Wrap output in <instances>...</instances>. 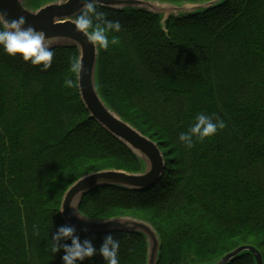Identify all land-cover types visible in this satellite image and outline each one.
I'll return each instance as SVG.
<instances>
[{
    "label": "trees",
    "instance_id": "1",
    "mask_svg": "<svg viewBox=\"0 0 264 264\" xmlns=\"http://www.w3.org/2000/svg\"><path fill=\"white\" fill-rule=\"evenodd\" d=\"M101 11L122 30L114 33L117 45L99 50V92L165 150L166 169L150 187H96L80 211L91 219L150 222L161 240L158 264H206L242 244L256 245L264 258V0H224L171 15L165 25L146 9ZM51 48L47 70L0 48V264H62L63 251L49 249L52 233L67 224L60 212L67 188L96 169L143 170L141 159L86 109L71 71L79 49ZM201 113L226 127L187 149L179 133ZM77 233L97 248L112 233L119 264H147L140 232ZM84 264L105 261L97 254ZM228 264L256 260L246 252Z\"/></svg>",
    "mask_w": 264,
    "mask_h": 264
},
{
    "label": "water",
    "instance_id": "2",
    "mask_svg": "<svg viewBox=\"0 0 264 264\" xmlns=\"http://www.w3.org/2000/svg\"><path fill=\"white\" fill-rule=\"evenodd\" d=\"M223 1L102 0V4L115 9H146L161 14L162 23L165 25L171 15L197 13L215 7ZM83 2L84 0H53L39 8H31L27 0H0V12H5L9 20L24 16L25 27L31 26L46 33L51 47L72 44L79 49V60L83 62V72L78 74V88L91 118L97 120L106 130L127 145L143 163V170L140 172L109 168L83 174L64 193L61 202L63 219L67 224L75 226L77 230L87 232H140L146 236L148 242L147 264H158L161 240L150 222L132 216L91 219L80 211V204L84 197L96 187L107 184L128 188L150 187L162 178L166 169L165 156L158 143L123 119L106 103L99 92L97 84L99 50L94 49L86 41L72 22ZM70 202L75 205L81 219L73 214V210L69 207ZM246 252L254 255L256 264H264L262 251L254 244L239 245L219 259L206 264H228Z\"/></svg>",
    "mask_w": 264,
    "mask_h": 264
},
{
    "label": "clouds",
    "instance_id": "3",
    "mask_svg": "<svg viewBox=\"0 0 264 264\" xmlns=\"http://www.w3.org/2000/svg\"><path fill=\"white\" fill-rule=\"evenodd\" d=\"M102 7V0H84L72 22L75 29L94 49L108 51L111 46L120 42L114 33L121 32L122 25L119 21L108 19L107 14L101 11ZM25 24L24 16L9 20L5 12H0V48L9 56L19 55L23 61L30 62L33 66L40 65L43 70L49 69L55 53L46 33L31 26L25 27ZM71 71L76 74L82 73L83 62L79 59L73 60ZM65 84L70 88L73 86V80L68 79ZM225 127L223 119L219 117L214 119L213 116L201 113L195 117L194 123L187 131L179 133L178 139L185 148L191 149L197 142H203ZM69 207L73 214L81 219L72 202L69 203ZM119 249L120 242L112 233H107L97 248L91 239H81L75 226L64 224L52 233L49 250L52 254L63 251L62 264H84L85 260L97 254L102 256L105 264H119Z\"/></svg>",
    "mask_w": 264,
    "mask_h": 264
},
{
    "label": "rangeland",
    "instance_id": "4",
    "mask_svg": "<svg viewBox=\"0 0 264 264\" xmlns=\"http://www.w3.org/2000/svg\"><path fill=\"white\" fill-rule=\"evenodd\" d=\"M200 88V90L199 91H201V94H204L205 93V91H204V89H202L201 87H199ZM163 150V149H162ZM163 151H165V150H163ZM105 169H109V168H105ZM116 169V168H115ZM96 170H98V169H96ZM100 170H103V169H100ZM93 171H95V170H93ZM89 172H91V171H89ZM88 173V172H87ZM86 174V173H85Z\"/></svg>",
    "mask_w": 264,
    "mask_h": 264
}]
</instances>
